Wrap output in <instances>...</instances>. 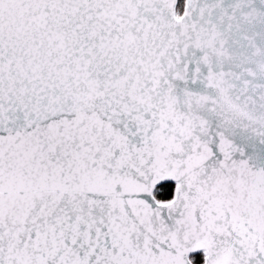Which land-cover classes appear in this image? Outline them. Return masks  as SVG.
Instances as JSON below:
<instances>
[{
    "label": "snow or ice",
    "instance_id": "1",
    "mask_svg": "<svg viewBox=\"0 0 264 264\" xmlns=\"http://www.w3.org/2000/svg\"><path fill=\"white\" fill-rule=\"evenodd\" d=\"M0 264H264V0H0Z\"/></svg>",
    "mask_w": 264,
    "mask_h": 264
}]
</instances>
